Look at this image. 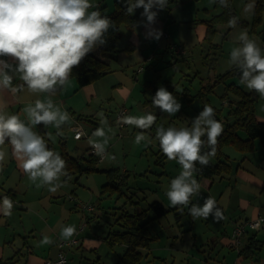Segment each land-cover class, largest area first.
I'll use <instances>...</instances> for the list:
<instances>
[{"label":"rangeland","instance_id":"374dc122","mask_svg":"<svg viewBox=\"0 0 264 264\" xmlns=\"http://www.w3.org/2000/svg\"><path fill=\"white\" fill-rule=\"evenodd\" d=\"M107 1L109 4L112 2V8L106 12H111L114 0ZM249 2L250 0H231L237 27H229L228 22L214 25L211 42L220 44L215 48L204 38L205 21L213 19L211 23L218 22L214 18L222 12L219 0L215 3L210 0H168L167 7L160 10L156 18L158 24L164 23L159 40L145 39L141 23L144 18L140 15L143 9H136L133 15L138 16L133 29L139 35L133 36V40L140 33L141 38L140 44L135 45V48L125 39L132 28L120 25L122 37L120 36L117 48L129 43L133 50L128 51L123 47L118 53V60L112 62L113 70L105 81L115 82V90L109 91L110 88L106 87V91L113 93V97L102 100L101 106H93L92 111L89 110L90 120H86L85 113H79L78 125L90 136L75 139L72 129L66 126L61 129L50 127L47 131L49 148L58 153L62 152L63 144L64 150L71 155L86 154L91 145L89 139L101 142L105 156L97 162V171L75 172L68 178L61 176L57 182L60 186L53 192L49 190V185H42L39 180L34 183L20 171L6 177L9 145L5 143L0 146V150L7 152L0 165V184L4 181L6 187L15 190L17 199L12 203V211L15 212L12 218L19 220L18 224L31 227L23 235H27L24 239H27L30 248L34 247L36 255L42 258L49 255L53 257L56 253L53 241L66 240L62 236V229L74 226L75 233L72 237L77 236L79 245L71 249L64 248L66 264H116L125 248L120 244L109 245L104 236L110 231L121 229L116 222L121 212L133 213L148 208L145 218H152L148 227L157 237L149 248L141 249L143 256L136 264H264V241L256 256L243 258L238 255V249L243 245L245 234L240 237L237 247L227 246L220 243L222 232L219 231L225 227L229 230L230 216L233 215L235 219L243 217L241 210L228 215L235 206L236 196L241 197L240 201L244 203L240 205V209L257 203L254 208L263 210L264 213V150L258 139L254 140L253 149L245 152L237 150L231 144L222 147L224 154L234 162L233 166L237 167L239 163L249 174V178L229 177L232 181L236 180L235 184L231 183L232 190L227 185L228 178H224V182L216 177L210 188L212 197L209 189L202 187V182L197 181L200 184L199 193L191 197L189 205L172 207L159 219L153 218L155 213L148 206L153 200H159L167 207L170 205L165 193L171 179L181 171L174 160L165 158L163 164L158 162L159 145L155 139V129L161 125L165 128L190 125L191 119L199 114L205 104L214 108L218 121L224 127L226 122L232 121V117L228 115V102L235 95L227 90L226 85L230 81L240 84L239 78L231 76L219 80V75L232 66L229 58L231 49L237 45L235 37L240 30L246 29L249 38L256 40L264 49V0H255V5L257 2L259 5L255 6L256 12L254 9L252 13L244 11ZM213 58L215 59L212 60ZM164 80L170 81L181 92L177 99L181 108L174 116L153 111L148 104H144L145 99L152 96L146 83L150 81L159 85ZM121 108L126 109V115H143L149 112L156 115L152 128L144 130L151 143L142 141L136 144L135 136L141 129L126 124L119 127L113 122V117ZM254 114L264 120V98L259 95L254 103ZM97 128H103L106 136L94 137L93 132ZM238 133L241 137L246 136L243 130L239 129ZM105 139L106 145L103 143ZM113 168L116 170L112 177L108 170ZM117 175L125 181L120 188H116V184L110 181L116 182L117 178L114 177ZM252 177L263 180V184L256 185ZM246 192L251 193L249 198ZM69 194L75 201L68 200ZM207 197L219 199V203L214 204L206 219L192 217L189 214L191 205L202 207ZM83 203L91 205L92 210L83 209ZM226 213L228 217L223 218ZM220 222L222 223L219 224ZM82 223H85L83 231L76 234ZM259 231H255L257 237L264 240V223ZM174 234L183 239L180 247L171 242ZM18 236L17 232H13L10 239ZM45 237L49 243L42 242ZM21 240L22 238L13 245L18 257V248L22 247ZM22 262L25 263L24 259Z\"/></svg>","mask_w":264,"mask_h":264},{"label":"clouds","instance_id":"9594fccd","mask_svg":"<svg viewBox=\"0 0 264 264\" xmlns=\"http://www.w3.org/2000/svg\"><path fill=\"white\" fill-rule=\"evenodd\" d=\"M210 2L215 3L216 0ZM120 3L126 15H133L136 9L142 8L140 15L144 18L141 23L146 29L145 38L160 39L162 30L153 25L158 12L167 7L168 0H120ZM219 3L227 7V0H219ZM90 8L95 10L89 11ZM254 9L255 0H250L244 11L252 13ZM228 25L236 28L237 19L230 18ZM112 26L110 18L102 15L99 6L90 0H0V57H10L15 61L13 65L0 59V88L15 93L26 86L32 93L54 94L58 87L68 83L74 67L106 43L105 34ZM235 40L237 45L230 51L229 63L239 71V83L264 98V49L256 40L249 38L246 29L240 30ZM16 76L23 85H13ZM150 99L156 109L169 116H174L181 108L173 93L163 86L158 87ZM5 107L0 102V146L6 142L11 146L18 166L29 180L34 183L39 180L42 185H49L50 191H56L60 177L67 175V163L58 152L48 147L34 127L52 125L60 129L69 121V113L54 104L51 96L44 100L36 99L24 108L27 123L19 115L6 112ZM156 119V115L149 112L121 116L119 121L142 130L134 141L140 144L142 141L151 143L144 130L151 129ZM223 131V124L215 119V110L209 104H205L191 119L190 125L179 128L161 125L155 129L161 153L167 160L176 161L181 168L169 182L165 193L171 206H187L191 197L199 193L200 184L193 178L197 164L207 166L209 159L216 155L218 137ZM93 136L105 137L106 133L103 128H97ZM89 143L96 154L103 157L105 149L101 142L89 139ZM103 143L106 145L107 139ZM6 155L5 150H0V165ZM215 202L207 197L202 207L192 204L189 214L206 219ZM11 207L12 200L5 195L0 208L5 215H11L8 211ZM74 233V226L62 229L65 239ZM42 242L49 243V240L45 237Z\"/></svg>","mask_w":264,"mask_h":264},{"label":"trees","instance_id":"16d2710c","mask_svg":"<svg viewBox=\"0 0 264 264\" xmlns=\"http://www.w3.org/2000/svg\"><path fill=\"white\" fill-rule=\"evenodd\" d=\"M114 8L111 12L102 13L110 18L113 22L112 28L105 34L106 43L98 47L100 56H96L91 52L82 60L78 67H74L70 77H74L77 81L78 86H83L85 84L91 83L102 76H104L110 70V63L108 60L116 58L118 48L117 44L120 39V25L125 24L128 27H133L138 15H126L124 11V6L120 3V0H114ZM259 5V2L255 6ZM222 12L216 16L214 19L218 22L211 23L205 21L206 24V34L205 39L210 43L211 47L215 48L216 45L211 42V38L215 31L214 25L217 23L228 22L230 18L234 16L232 10L231 0H227V7L222 6ZM256 12V9H255ZM126 50H133V46L129 43L124 47ZM213 58L212 60H214ZM239 71L231 66L224 73L219 75V80L225 77L237 76L239 78ZM152 93L155 94L158 87L163 86L169 92L178 99L180 91L177 90L175 85L170 81L164 80L161 84L156 85L148 81L146 83ZM227 90L233 93L235 97L231 98L228 102V115L232 117V121H228L225 124L224 131L220 137H218V144L216 146L217 151L214 157L209 159L207 166H201L197 164V171L194 173L195 179L199 182L202 180L212 181L216 177H222L232 170V161L229 156L224 154L222 147L226 144L233 145L237 150L245 152L246 150H252L254 145V140L258 139L263 150H264V123L256 119L254 114V103L257 100L258 94L255 91L244 90V87L235 81L228 82ZM144 104H148L153 110L156 108L151 104V99H145ZM159 110V109H158ZM159 112H161L159 110ZM80 118V116H78ZM215 119L218 117L215 115ZM68 127V126H66ZM39 134L45 139L48 147L50 145L47 142L46 128L43 125H38ZM243 130L245 132V137H241L238 131ZM62 152L59 154L65 159L67 167L65 171L68 178L72 173L75 172H88L97 171V162L99 161L96 156L88 153L87 155L80 154L78 156L71 155L66 150L62 144ZM207 151V149H205ZM158 162L163 164L166 158L158 148ZM84 164V167H82ZM116 168L110 169L111 176H114V171ZM111 176H109L111 178ZM117 181L110 180L113 182L116 188H120V185L125 184L123 177H114ZM108 185V184H105ZM113 186V185H112ZM1 189V186H0ZM7 195L10 199H14V193L10 189L5 192H0V200L4 199ZM149 208H151L156 219L160 215L166 213L169 209L165 208L158 201H153L150 203ZM148 209V208H147ZM147 209H141L140 211H135L129 213L127 211L121 212V214L116 218V222L120 225L121 229L113 230L108 232L104 239L106 242L113 246L114 244H120L126 246L123 253L119 256L116 264H136L140 261L143 256L141 251L142 248H149L151 242L154 240L155 235L150 231L148 223L152 218H145L147 215ZM262 240L257 239L255 234L248 237L247 242L242 245L238 254L243 258L256 256L257 251L260 249ZM0 264H15V261L6 260L0 258Z\"/></svg>","mask_w":264,"mask_h":264},{"label":"crops","instance_id":"0c3cea01","mask_svg":"<svg viewBox=\"0 0 264 264\" xmlns=\"http://www.w3.org/2000/svg\"><path fill=\"white\" fill-rule=\"evenodd\" d=\"M90 2L93 5L99 6V10L101 11V13H105L107 10H110L112 8V6H111L112 2L109 4V2L107 0H90ZM113 8H114V3H113ZM92 10H95V8H90L89 9V11H92ZM163 24H164L163 22H160L159 24L157 22H155L153 27L161 30L163 28ZM130 28H132V29H129L130 33L126 35L125 39L127 41H130L134 45V48H135V45L137 46V45L140 44L141 33H140V36H138L136 40H133V36H136V35H139V34L136 33V31H135V29H133V27H130ZM143 29L144 30L142 31V33L145 36L146 29L145 28H143ZM228 29H229V27H228ZM120 31H121V29H120ZM226 33H227V31L224 32V34H226ZM121 37H122V34H121ZM145 39L147 40L148 38H145ZM120 40H121V38H120ZM213 43L217 47L220 46V44H218V42H216V41H214ZM98 47L96 49H94L91 53L96 55V56H100L99 51H98ZM123 47L124 46H121V48H118V52H117L116 58L108 60L109 63H110L109 72H111L113 70L112 69V62H116L118 60V53L122 50ZM0 59H5L9 63H12L13 65H15V61L12 58H10V57H0ZM139 68L137 70H139ZM109 72H107L101 78H99V79H97V80H95V81H93L91 83L85 84V85H83L81 87L78 86L77 81H76V79L74 77H69L68 83L66 85H64L63 87H58L54 94L32 93V92L27 90L26 86L23 87L22 91H18V92H15V93L11 92L8 89L0 88V102H3V104L6 105V107L4 109L6 112H8L10 114L19 115L20 119L24 120L27 123L28 118H27V115L24 112V108L27 105L34 103V101L36 99L44 100L47 97L51 96V99L53 100L54 104H56L58 107H60L62 111H67L69 113V115H70L69 121L67 123L63 124L61 127L68 126L73 131V128H75L76 126L80 127L78 125V122H79V119H80V118H78V115H80L79 113H81V114L85 113L86 116H84V117H86V120H88V119L90 120V118L88 116L91 113L90 111H92V107L96 106V105L97 106H101L100 102L102 100L108 99L110 97H113V93L109 94L106 91V87L107 86H108V88H110L109 91L115 90L114 87H113L115 85L114 84L115 82H113L112 80H109V79H108L109 81H105L107 76H108V74H109ZM13 85L14 86L23 85V81L20 80L18 76H16L13 79ZM243 87H244V90H248L245 86H243ZM153 111L158 112L159 110L156 109V110H153ZM114 118H115V116L113 117V122L115 123ZM256 119L258 121L264 123V120L260 119L259 117H256ZM50 127H54V126H52V125L45 126L46 135H47V131H48V129ZM34 130L39 133L38 125L34 127ZM8 147H9V155L10 156H9V158L7 160L8 162H7L6 166H5L6 167V171H7L6 172V177L9 178V176L10 175L12 176V173H14L15 171H20L21 174L25 175L23 170L18 166V162H17L15 156L12 154L11 146L9 145ZM88 153L83 154V155H87ZM74 156H76V155H74ZM233 163H232V170H231L230 173H228V174H226V175H224L222 177H218L219 180H221V181L222 180L224 181V178H228L227 179V183H228L227 185H229L231 187V190L233 189V185H231V183L235 184L236 180L234 179V181H232L231 179H229V177H233L234 176V177H236V179H237V177H247V178H249V174L245 172L246 171L245 168H242L241 166H239V163H237V167H234ZM233 167L235 168L234 170H233ZM251 179L258 186L263 184V180H260V179L255 178V177H252ZM214 180H215V178H214ZM214 180H212L210 182L207 181V180H202V187L209 189V193H210V188L214 184ZM0 186H1V189H0L1 193L5 192L8 189L13 191L15 196H14V199H12V203L15 202L16 199H17V194H16L15 190L13 188H11V187H6L4 181L1 182ZM223 186L225 188V186H226L225 183L223 184ZM245 194L249 198L251 193L246 192ZM210 195H211V197L213 196L211 193H210ZM68 196H69V197H67L68 200L70 199V200L75 201V198L72 195L69 194ZM231 196H232V193H231ZM240 198L241 197L236 196V203H235V206H234L233 210H231L229 212H228V210H226V212H228V215H229V213L233 214L234 212H236L238 210H241L240 213H243V217L242 218H236L237 219L236 220L233 215L230 216L231 225H228V227H229L228 229L229 230H227L226 227L223 228V230H221V229L219 230L220 232H222L220 234V243H222L223 245L230 246L229 245L230 233H231V230H232L235 222H238V221H241V220H245L247 218H253L257 214L263 213V210H259L258 208H256V209L254 208L255 204H257V203L248 204L245 207L243 206V208L240 209V205L244 204V203H242L240 201ZM213 199L216 201L215 202L216 204L219 203V201H218L219 199H215V198H213ZM153 201H158L165 208H168V209L173 207L171 205H168V207H167V206L164 205V203H162L159 200H153ZM0 203H2V200H0ZM8 211L11 213V215H5V213L2 210V208H0V258L6 259L8 261L9 260L15 261V264H23V262H22L23 259H24V262H25L24 264H44V261L46 259H53V258L56 257V254H57V251H58V248H57V245H56L57 241H55V242L53 241V243H52L54 245V248L56 249V253H55V255L53 257H52V255H49L47 257L42 258V257L36 255L34 253V247L31 246V248H30L29 242L27 241V239H24L25 237H27V235H23V233H25L31 227L27 226V225L25 226L22 223L18 224L19 220H17L16 218H12V214L15 213L14 211H12V207ZM166 214L167 213H164V214L160 215L159 217H157L156 219H159L160 217H162V216H164ZM228 215H227V213L224 214L223 218L228 217ZM221 223L222 222H220L219 224H221ZM252 231L253 230L248 231V232L245 233V235H244L245 239L242 242L243 245L247 242L248 237L251 236L252 234H255V237L257 239H259L257 237L256 232L255 231L252 232ZM260 231L258 230V232H260ZM13 232L14 233L17 232L19 234V236L17 238L13 237L12 239H10L11 233H13ZM153 234L155 235V238H156L157 235L155 233H153ZM20 238H22V240H21L22 247L18 248V251H17L19 253V257H18V255L15 254L16 249L13 248V245L18 243ZM155 238H154V240H155ZM260 240H262V239H260ZM262 241H264V240H262ZM171 242L173 244H175L176 246L179 245V247H180V245L183 244L182 243L183 239H180L179 235L174 234L173 239L171 238ZM195 242L197 243L196 240H195ZM196 243H194V244H196ZM200 243H202V240H201ZM262 244H263V242H262ZM77 245H79V242H78ZM77 245H74V246H77ZM24 247H26L25 251H24ZM124 248H126V246H124ZM145 249H147V248H145ZM175 249L178 250V248H175ZM20 255H22V256H20Z\"/></svg>","mask_w":264,"mask_h":264},{"label":"built area","instance_id":"2783aa9c","mask_svg":"<svg viewBox=\"0 0 264 264\" xmlns=\"http://www.w3.org/2000/svg\"><path fill=\"white\" fill-rule=\"evenodd\" d=\"M125 115H126V109L125 108H121L116 112L115 118H114L116 125H118L119 127H122L125 125V124L120 123V121H119V118L121 116H125ZM77 136H79V138H82V137H89L90 135L86 134L81 127L76 126L75 128H73V137L75 139H77ZM89 153L96 156L98 160H102L105 156V153H104L103 157L100 155H97L94 148L92 147V145H90V147H89ZM81 205H82L83 209H86L88 211L92 210V206L89 204L83 203ZM263 223H264V213H259L253 218H247L245 220L235 222V224L231 230V233H230L229 245L237 247L240 244V237L242 235H244L246 232L251 231V230H253V231L259 230L263 226ZM84 226H85V223L80 224L78 229L76 230V234H79L80 232H82L84 229ZM78 242H79V240H78L77 236H73V237L66 239V240H63V239L58 240L56 242V245L58 248L56 257L53 259H46L44 261V264H66L67 263V257H66V253L64 251V248H66V247L71 248L74 245H77Z\"/></svg>","mask_w":264,"mask_h":264},{"label":"water","instance_id":"95a60500","mask_svg":"<svg viewBox=\"0 0 264 264\" xmlns=\"http://www.w3.org/2000/svg\"><path fill=\"white\" fill-rule=\"evenodd\" d=\"M82 167H84V164H82Z\"/></svg>","mask_w":264,"mask_h":264}]
</instances>
